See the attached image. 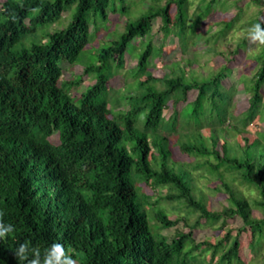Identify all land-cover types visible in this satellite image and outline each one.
Instances as JSON below:
<instances>
[{"label": "trees", "instance_id": "16d2710c", "mask_svg": "<svg viewBox=\"0 0 264 264\" xmlns=\"http://www.w3.org/2000/svg\"><path fill=\"white\" fill-rule=\"evenodd\" d=\"M161 2L154 0L136 18L129 17L122 31L111 29L103 38L97 32L92 47L94 20H104L107 30L109 13H127L134 3L0 0V210L4 221L15 226L0 242V264H19L14 252L25 241L42 253L52 243H62L78 264H195L197 249L210 252L207 264H245L240 233L250 229L252 251L264 244V131L243 134L250 132L255 118L264 119V48L255 53L259 69L243 83L249 107L239 115L227 111L236 91L234 85L229 94L221 91L229 66L199 77L194 71L187 75L175 61L170 71L155 75L152 63L163 49L153 43L154 20L161 18L162 31L174 33L187 51L190 39L199 37L190 32L210 9L206 3L205 11L190 19L188 0ZM231 24L224 21L217 34L224 35ZM128 55L136 56L137 63L128 68L127 91L115 108L109 81L125 68ZM61 63L82 68L65 79ZM87 80L91 82L81 91ZM190 90L198 91L192 101L187 100ZM170 102L184 105L166 118ZM214 107L223 120L210 127L206 111ZM232 130L241 133L244 143L229 138ZM170 143L192 155L195 165L177 162ZM197 169L210 180H222L227 207L213 210L195 198L192 172ZM219 169L217 177L210 174ZM225 172L257 188L259 197L250 200L224 178ZM142 183L155 188L168 184L175 190L160 199L185 201L198 213L195 222L186 224L190 230H178L172 238L164 235L163 228L181 219L169 217ZM253 208L262 217L254 216ZM236 215L244 226L229 246L231 230L217 242L195 240L194 229L202 219L217 222Z\"/></svg>", "mask_w": 264, "mask_h": 264}, {"label": "rangeland", "instance_id": "374dc122", "mask_svg": "<svg viewBox=\"0 0 264 264\" xmlns=\"http://www.w3.org/2000/svg\"><path fill=\"white\" fill-rule=\"evenodd\" d=\"M115 1L116 0H110V5H113ZM127 1L129 3H134L133 5H137L134 7L133 5H128L127 13L124 14L109 13V28L107 30H103L106 27L104 24H101L104 22V20L101 19V23L98 20H94V26H92V34L90 37V42L94 40L92 43V47L93 45L97 44V39H95L97 32L101 31L97 35V38H103L106 37L107 34L115 28L118 29V31H122L129 17H132L131 19L136 18L134 16L140 14L142 11L147 10L149 6L154 3V0ZM209 1L210 0H188L190 19L194 17L200 11V9L204 10V8H207L204 4L207 3L206 6H209L210 9L208 12L203 14L202 19L199 18L200 22L194 29V33L190 32V37H194V35L199 37L190 39L189 43L187 44V51H184L182 49L179 39L174 33L169 32V34H165L164 31H162V28L160 27L162 21L161 18H156L154 20L151 33L153 37V43L161 46L163 52L161 55L157 56V58L154 59L152 63V69L154 70L155 75H164L165 72H168L173 68L175 61H177L181 66H184L186 68L187 75L190 73V71H194V74L196 76L203 77L210 75L214 71H217L221 66H229L231 69V73L228 77L223 78V85L225 88L221 89V91H226V93L229 94L230 85H234L236 91L232 97L230 105L227 104V111L231 109L234 114L239 115L249 107L250 94L246 92L245 86L243 84L246 80L248 81L245 76L251 77L259 69L261 63L259 60H257V58H255V53L260 52L263 48L256 49L255 46L250 45L249 42L245 39L237 40V35L243 29L250 26L254 20L264 18V3L258 4L254 0H212V3H209ZM164 2L165 0H163V2L161 3ZM175 12L176 9L175 5L173 4L170 9V13L172 16H174ZM70 19L71 17H69V19L64 24L66 25ZM230 20H232V24L225 30L224 35H222L221 33L217 34L219 29L223 27V22ZM201 36H203V38L210 37L209 42L205 39H202ZM108 37L110 38L111 35H108ZM244 41L246 42L244 44V47L242 49L239 48L240 50L236 52V49L240 47L241 43H243ZM183 43L184 42L182 41V44ZM89 53L91 54V52ZM190 58H194L192 64H189L188 62ZM136 63V56L128 55L125 68L120 69L119 72H117L109 81V84L111 86V91L109 93L110 100L113 99V102H116L115 108L121 107L119 96L122 92L127 91L124 83L128 68L135 65ZM61 64L63 66L65 79L71 78L73 72H79L82 68V66L76 64L72 67L69 66V64ZM89 82H91V80L83 82L80 86V90H85ZM262 91L264 93V86L262 88ZM197 95V90H190L187 100L192 101L197 97ZM182 105H184V103L173 106L170 102L168 107L164 110L165 117L168 118L169 116H171L174 110L176 108L182 107ZM218 114L219 112H217V108L214 107V111H211L210 108H207L206 116L208 117V119L212 118V120L210 121V127L214 126V123L219 124L222 122L223 114ZM254 122L255 125H253V127L249 129L250 132H244V135L247 134L248 136H251L255 134V129L264 131L263 117L260 116L255 118ZM201 127L205 128L203 125ZM206 127H208V124L206 125ZM162 132L167 134V132L165 131ZM203 133H205V130H203ZM169 137L171 138V142H173L175 139V133L170 134ZM229 138L244 143V139L242 138L241 133L235 132L233 130L229 135ZM207 141L209 142L210 139L208 138ZM232 142H229L228 144L234 147V143ZM171 146L172 155L177 162L184 161L187 162L186 164H188L190 161H192L194 163L193 156L184 153L180 149L178 144H171ZM189 167L192 166L190 165ZM220 172L221 171L219 169L218 173L217 171H214L210 174L213 177H217ZM201 173L202 171H200L199 169L192 172V175L195 174V181L194 184H192V192L195 198L201 202H205L213 210H221L224 207H227L228 193L225 189H223L224 186L222 185V180L218 178H212L210 180V177L206 172H203V175H199ZM224 178L231 181V184L237 190L241 191L242 194H244L246 197H249V199L253 200V202L254 199H257L259 197V191L257 188L243 184L236 178L232 179V173L225 172ZM215 185H218L219 187L221 186L222 189L216 190L214 188ZM141 186L144 187V190L148 195H151V200H159L158 206L161 209H164L169 217L181 219L175 226L162 229L164 235L169 236V238L174 237L178 230L189 231L190 228L186 224H192L198 219V213H194L195 211H193L192 208H188V205L185 201H180L177 199H160L168 193L173 194L176 192L175 190L170 188L168 184L157 188L153 187L150 184L144 183H142ZM188 209H190L192 213H187ZM253 215L260 218L262 217V212L259 209L253 208ZM186 217H188L187 220L184 219ZM243 226L244 220L239 215L229 218H222L217 222H207L206 219H202V224L194 229L193 236L197 242L204 240L217 242L224 238L227 235L228 231L231 230L232 234L227 244V246H229L237 235L239 228ZM240 238L242 240L241 256L244 259L245 264H264V244L262 243V246L260 248L255 247L254 251L251 250V247L248 245V241L251 238L250 229L241 232ZM262 238L260 239L261 242L263 241ZM195 252L198 255L195 264H207V258L210 257V252L208 251L204 253L201 252L200 249L195 250ZM215 262L217 261L215 260ZM215 262L212 264H215Z\"/></svg>", "mask_w": 264, "mask_h": 264}, {"label": "clouds", "instance_id": "9594fccd", "mask_svg": "<svg viewBox=\"0 0 264 264\" xmlns=\"http://www.w3.org/2000/svg\"><path fill=\"white\" fill-rule=\"evenodd\" d=\"M240 39L247 40L256 49L264 48V18L239 32L237 40ZM54 136L57 138L56 134ZM14 232L15 226L4 221V212L0 210V242L6 241ZM14 256L19 264H77V260L59 242L52 243L42 253L39 247L31 245V241H25L18 246Z\"/></svg>", "mask_w": 264, "mask_h": 264}]
</instances>
